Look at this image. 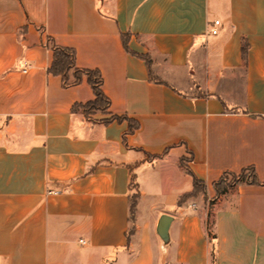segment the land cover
Returning <instances> with one entry per match:
<instances>
[{
	"label": "crops",
	"instance_id": "1",
	"mask_svg": "<svg viewBox=\"0 0 264 264\" xmlns=\"http://www.w3.org/2000/svg\"><path fill=\"white\" fill-rule=\"evenodd\" d=\"M47 37L106 112L74 107L93 91L47 71ZM248 165L264 180V0H0V264H264V183L213 187Z\"/></svg>",
	"mask_w": 264,
	"mask_h": 264
},
{
	"label": "trees",
	"instance_id": "2",
	"mask_svg": "<svg viewBox=\"0 0 264 264\" xmlns=\"http://www.w3.org/2000/svg\"><path fill=\"white\" fill-rule=\"evenodd\" d=\"M46 46L52 50L53 57L50 66L47 68L49 73L59 75L62 80L63 86H70L80 83L83 78L86 79L94 94V98L84 104H75L74 107H80L82 112L88 117L90 114L96 111L106 112L110 105L109 98L105 95L102 90V75L101 72L96 68H81L75 63V50L72 47L63 46L57 44L53 38H46ZM124 46L127 49V45L124 39ZM247 44L242 45V54H245ZM146 65L150 66V60L145 57ZM158 83H164L159 78H155ZM113 119L122 120L127 119L128 121V133L133 132L137 127L138 123L130 118L123 116L110 115L104 119V122H109ZM193 189L188 194L189 196L196 195L201 191H205V184L193 174ZM263 184L264 180H260L253 165L243 167L240 172L235 173L231 171H224L218 179L213 182V187L216 191L215 198L228 192L237 184ZM137 202V194H132L130 198L129 212L130 218H133L135 206Z\"/></svg>",
	"mask_w": 264,
	"mask_h": 264
},
{
	"label": "water",
	"instance_id": "3",
	"mask_svg": "<svg viewBox=\"0 0 264 264\" xmlns=\"http://www.w3.org/2000/svg\"><path fill=\"white\" fill-rule=\"evenodd\" d=\"M171 220L172 218L169 214L161 215L158 220L156 231L163 242L168 241V228H169Z\"/></svg>",
	"mask_w": 264,
	"mask_h": 264
},
{
	"label": "rangeland",
	"instance_id": "4",
	"mask_svg": "<svg viewBox=\"0 0 264 264\" xmlns=\"http://www.w3.org/2000/svg\"><path fill=\"white\" fill-rule=\"evenodd\" d=\"M212 202V201H211ZM210 202V203H211ZM204 226L206 231L208 232L209 237L212 235L213 232V219L211 217L210 212L208 213V217L204 219Z\"/></svg>",
	"mask_w": 264,
	"mask_h": 264
},
{
	"label": "built area",
	"instance_id": "5",
	"mask_svg": "<svg viewBox=\"0 0 264 264\" xmlns=\"http://www.w3.org/2000/svg\"><path fill=\"white\" fill-rule=\"evenodd\" d=\"M219 24H220L219 20L215 19L212 22V25L210 26L209 33L213 35L217 34L219 31Z\"/></svg>",
	"mask_w": 264,
	"mask_h": 264
}]
</instances>
